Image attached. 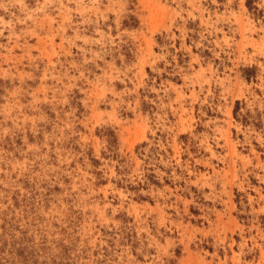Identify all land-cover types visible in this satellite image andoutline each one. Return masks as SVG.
<instances>
[{"label":"rangeland","instance_id":"374dc122","mask_svg":"<svg viewBox=\"0 0 264 264\" xmlns=\"http://www.w3.org/2000/svg\"><path fill=\"white\" fill-rule=\"evenodd\" d=\"M0 264H264V0H0Z\"/></svg>","mask_w":264,"mask_h":264}]
</instances>
